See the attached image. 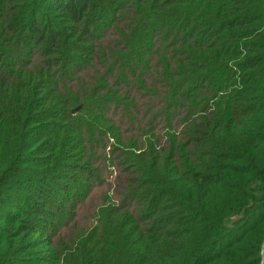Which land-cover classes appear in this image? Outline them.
<instances>
[{
	"label": "trees",
	"instance_id": "1",
	"mask_svg": "<svg viewBox=\"0 0 264 264\" xmlns=\"http://www.w3.org/2000/svg\"><path fill=\"white\" fill-rule=\"evenodd\" d=\"M263 240L264 0H0V264Z\"/></svg>",
	"mask_w": 264,
	"mask_h": 264
},
{
	"label": "rangeland",
	"instance_id": "2",
	"mask_svg": "<svg viewBox=\"0 0 264 264\" xmlns=\"http://www.w3.org/2000/svg\"><path fill=\"white\" fill-rule=\"evenodd\" d=\"M44 9H45V11H48V8H47V5H46V7H44ZM44 9H43V11H44ZM56 10V9H55ZM40 12H42L41 10H40ZM39 12V13H40ZM55 11H54V9L53 10H51L50 11V14H53ZM41 16H40V14L38 15V18H40ZM41 22V21H40ZM75 108V107H74ZM162 134V133H161ZM110 192V191H109ZM110 194H111V192H110ZM112 195V194H111ZM4 210H5V207H4ZM89 222H86V224H88ZM76 228H78V226H76ZM263 242H264V240H263ZM262 246V253L264 254V243L261 245ZM263 256V255H262ZM264 257V256H263ZM261 264H264V258L262 259V261H261Z\"/></svg>",
	"mask_w": 264,
	"mask_h": 264
},
{
	"label": "water",
	"instance_id": "3",
	"mask_svg": "<svg viewBox=\"0 0 264 264\" xmlns=\"http://www.w3.org/2000/svg\"><path fill=\"white\" fill-rule=\"evenodd\" d=\"M80 109V106H76L75 108L72 109V113L77 112Z\"/></svg>",
	"mask_w": 264,
	"mask_h": 264
}]
</instances>
